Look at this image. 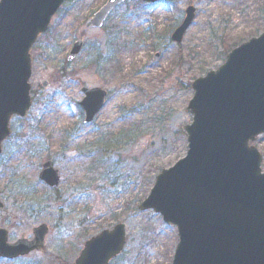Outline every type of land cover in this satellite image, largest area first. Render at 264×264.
Returning a JSON list of instances; mask_svg holds the SVG:
<instances>
[{"label":"rangeland","instance_id":"1","mask_svg":"<svg viewBox=\"0 0 264 264\" xmlns=\"http://www.w3.org/2000/svg\"><path fill=\"white\" fill-rule=\"evenodd\" d=\"M105 2L64 0L30 49L32 105L27 117L11 120V136L0 155V227L8 229L10 242L23 234L31 237L40 223L49 233L44 251L0 258V264H72L86 240L119 222L126 225V242L110 264H170L176 229L137 206L155 176L185 155L191 82L222 64L229 49L264 31V0H198L179 44L168 39L186 0L153 5L125 0L102 27L92 28L89 18ZM78 39L84 47L68 62ZM81 87L108 93L89 125L75 106ZM131 131L133 137L123 144ZM63 132L70 139L59 143ZM29 140L35 146H26ZM252 144L264 172V135ZM36 148L38 154L28 150ZM47 159L60 175L53 190L37 179ZM22 193L32 196L24 199Z\"/></svg>","mask_w":264,"mask_h":264},{"label":"water","instance_id":"2","mask_svg":"<svg viewBox=\"0 0 264 264\" xmlns=\"http://www.w3.org/2000/svg\"><path fill=\"white\" fill-rule=\"evenodd\" d=\"M63 1L0 0V153L11 116H26L31 105L30 48ZM122 1L108 0L91 25L101 26ZM193 18L194 7L188 6L171 35L173 41H181ZM81 47L77 41L67 59ZM191 87L186 154L156 176L139 209L153 210L177 228L171 264H264V172L260 153L250 144L264 133V32L232 49L222 65L195 79ZM82 92L79 104L89 122L106 93L99 88ZM39 178L49 186L57 184L51 161L42 165ZM47 232L40 225L33 229L32 240L8 243V232L0 228V257L43 249ZM126 232L119 223L91 237L73 264H108L122 251Z\"/></svg>","mask_w":264,"mask_h":264},{"label":"flooded vegetation","instance_id":"3","mask_svg":"<svg viewBox=\"0 0 264 264\" xmlns=\"http://www.w3.org/2000/svg\"><path fill=\"white\" fill-rule=\"evenodd\" d=\"M104 5V4H103ZM102 5V6H103ZM73 61V60H72ZM68 62H71L70 60L68 61ZM43 84H47L46 82H44V83H42V85ZM44 86V85H43ZM46 86H48V84L46 85ZM45 86V87H46ZM82 92V87L80 88V93ZM82 94V93H81ZM82 98V97H81ZM80 102L79 101H77V102H75V106L77 107V108H79L80 109V113L82 114V116H83V124L84 125H89L90 123H92L93 122V119H94V117L99 113V112H97L96 114H94V116L92 117V119L89 121V122H84V119H85V112H84V110L82 109V107L80 106V104H79ZM61 136H62V138H59L60 140H62L61 142H59V140L57 141V142H59V143H65L66 141H68L70 138H68L69 137V134L68 133H65L64 134V132L61 134ZM77 138H75L74 140H76ZM97 140H100V139H98V137L96 138V140L95 141H97ZM61 149H64V147H61ZM83 151H85L84 149H83ZM86 153V152H85ZM35 156V155H34ZM52 161V160H51ZM52 164H53V168L55 169V170H57L58 171V169L54 166V162L52 161ZM40 171V170H39ZM59 185V184H58ZM58 185H56V186H54L53 188L55 189V188H57L58 187ZM52 188V189H53ZM56 195H57V193H56ZM58 196V195H57ZM24 237H26V236H24ZM32 237V236H31ZM31 237H26L27 239H31Z\"/></svg>","mask_w":264,"mask_h":264},{"label":"trees","instance_id":"4","mask_svg":"<svg viewBox=\"0 0 264 264\" xmlns=\"http://www.w3.org/2000/svg\"><path fill=\"white\" fill-rule=\"evenodd\" d=\"M133 135H134V131H131L130 136H128V137H124V138H127V140H124V139H123V142H122V143H123V144H127V142H129L128 140H129L130 138H132ZM99 160H100V159H99ZM98 164H99V163H98ZM20 195L23 196V197H25V196H26V197H28V196L31 197V196H32L31 193H26V194L22 193V194H20ZM24 195H25V196H24Z\"/></svg>","mask_w":264,"mask_h":264}]
</instances>
